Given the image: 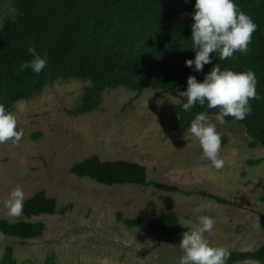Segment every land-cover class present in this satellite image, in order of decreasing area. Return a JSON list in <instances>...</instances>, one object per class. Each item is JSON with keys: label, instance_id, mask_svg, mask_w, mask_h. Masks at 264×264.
Here are the masks:
<instances>
[{"label": "rangeland", "instance_id": "1", "mask_svg": "<svg viewBox=\"0 0 264 264\" xmlns=\"http://www.w3.org/2000/svg\"><path fill=\"white\" fill-rule=\"evenodd\" d=\"M12 17L14 9L2 7L0 26ZM84 86L55 84L14 105L23 136L0 144V220L27 221L9 216L5 206L17 187L25 193L24 202L43 191L57 209L29 220L44 225L37 239L0 235V261L10 248L17 264H178L181 241L124 224L163 213L176 214L190 231L198 227L199 216L214 218L213 232L205 234L214 247L247 253L264 244L259 223L264 218V148L250 149L240 125L212 118L225 161L216 170L194 136L175 134L177 118L170 107L176 99L151 90L137 97L117 89L102 94L97 110L74 117L70 111ZM91 156L144 166L148 183L174 186L178 192L164 193L152 185L104 186L70 172L73 164ZM258 160V165L248 164Z\"/></svg>", "mask_w": 264, "mask_h": 264}, {"label": "trees", "instance_id": "2", "mask_svg": "<svg viewBox=\"0 0 264 264\" xmlns=\"http://www.w3.org/2000/svg\"><path fill=\"white\" fill-rule=\"evenodd\" d=\"M235 3L257 25L249 51L236 52L226 60L216 54L212 64L196 72L194 66H185V61L195 58L191 41L195 0H0V12L5 6L14 9V17L4 18L0 26V104L12 113L15 104L31 101L55 84L77 81L85 84L70 111L78 117L97 110L104 92L123 89L138 97L151 90L178 101L170 109L177 118L174 132L182 138L198 113L207 111L215 118L218 110L197 104L190 113L185 112L181 105L186 100L179 93L187 90L189 76L203 82L214 64L219 63L222 70H251L255 74L259 99L250 101L252 112L243 121L229 116L223 122L240 125L250 140V149H263L264 0ZM30 46H35L42 57L47 56V67L40 74L19 68L22 62L32 59L27 51ZM258 163L259 160L248 164ZM70 172L104 186L152 185L164 193L178 192L174 186L148 183L146 168L127 161L104 162L91 156L73 164ZM261 200L264 202V196ZM56 209V201L40 191L24 202L22 216L27 221L0 220V235L22 241L37 239L44 225L29 220L54 215ZM259 223L264 233V218ZM124 224L129 228L142 225L171 241H181L183 233L190 231L180 225L174 213ZM248 258L264 264V244L255 252H231L228 264ZM0 264H17L10 248L5 249Z\"/></svg>", "mask_w": 264, "mask_h": 264}, {"label": "clouds", "instance_id": "3", "mask_svg": "<svg viewBox=\"0 0 264 264\" xmlns=\"http://www.w3.org/2000/svg\"><path fill=\"white\" fill-rule=\"evenodd\" d=\"M194 13L191 18L192 45L195 58L185 61V66L196 72H202L205 65L212 64L213 59L232 58L234 53L245 54L249 51L252 35L257 29L254 21L239 9L235 0H195ZM32 57L19 65L21 71L31 69L40 74L47 67V56L42 57L35 46L28 48ZM214 54V55H210ZM256 76L247 72H234L221 69L219 63L214 64L211 71L204 76L203 82H198L195 76L187 79V90L180 92L182 110L191 112L199 104L207 105L208 109H217L215 119L224 121L231 116L234 120L243 121L252 112L251 100L259 99L256 91ZM209 112H200L191 121L188 132L194 136L202 149L203 158L210 161L211 166L221 170L225 166L221 158L222 137L216 125L211 122ZM23 130L17 128V119L13 113L0 104V144L11 141L19 142ZM25 193L17 187L5 202L8 215L20 217L24 211ZM187 223H191L188 221ZM216 221L208 215L198 217V227L186 231L182 235L179 248L183 255L178 264H228L231 251L223 246H212L205 238L206 233H212ZM239 264H261L260 260L248 258Z\"/></svg>", "mask_w": 264, "mask_h": 264}]
</instances>
